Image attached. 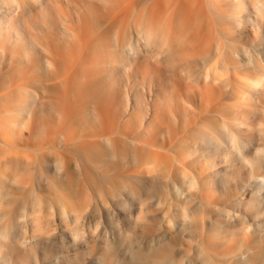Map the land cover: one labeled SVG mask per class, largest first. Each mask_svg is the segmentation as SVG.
<instances>
[{
    "label": "bare ground",
    "instance_id": "bare-ground-1",
    "mask_svg": "<svg viewBox=\"0 0 264 264\" xmlns=\"http://www.w3.org/2000/svg\"><path fill=\"white\" fill-rule=\"evenodd\" d=\"M263 35L264 0H0V264H264Z\"/></svg>",
    "mask_w": 264,
    "mask_h": 264
},
{
    "label": "rangeland",
    "instance_id": "rangeland-1",
    "mask_svg": "<svg viewBox=\"0 0 264 264\" xmlns=\"http://www.w3.org/2000/svg\"><path fill=\"white\" fill-rule=\"evenodd\" d=\"M263 37H264V35H263ZM253 72V71H252ZM238 98V97H237ZM225 102H227V101H223V103H225ZM235 102V99H232V100H229L227 103H226V105H232L233 103ZM226 116H228L227 114H226ZM254 153V151H252V154ZM251 154V155H252ZM219 166L221 167V164H219ZM111 233H112V231L110 230V229H108L107 230V235H111ZM96 245L97 246H99V245H101L103 242H104V239L105 238H103V237H101V235L100 236H97L96 237Z\"/></svg>",
    "mask_w": 264,
    "mask_h": 264
}]
</instances>
